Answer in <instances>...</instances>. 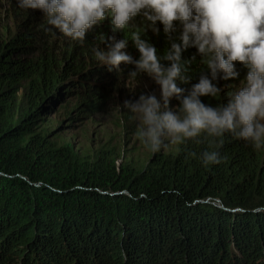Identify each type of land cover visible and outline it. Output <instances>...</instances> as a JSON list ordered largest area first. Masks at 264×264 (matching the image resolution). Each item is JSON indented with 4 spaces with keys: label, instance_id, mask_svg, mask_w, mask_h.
<instances>
[{
    "label": "trees",
    "instance_id": "obj_1",
    "mask_svg": "<svg viewBox=\"0 0 264 264\" xmlns=\"http://www.w3.org/2000/svg\"><path fill=\"white\" fill-rule=\"evenodd\" d=\"M174 24L171 41L160 22L159 34L148 29L142 38L162 55L180 43L182 25ZM133 30L113 31L106 16L81 43L46 25L41 10L0 0V264H264V149L226 133L220 163L204 166L200 154L215 143L202 134L140 165L117 162L105 148L83 156L46 127L69 100L68 120H82L149 76L131 77L135 65L124 62L109 71L91 52L127 39L123 51L138 59ZM200 61L195 47L182 50L184 95L208 74ZM233 63L239 75L214 81L221 90L203 103L226 104L241 86L247 69ZM19 92L24 107L14 117ZM168 103L179 106L175 97Z\"/></svg>",
    "mask_w": 264,
    "mask_h": 264
},
{
    "label": "clouds",
    "instance_id": "obj_2",
    "mask_svg": "<svg viewBox=\"0 0 264 264\" xmlns=\"http://www.w3.org/2000/svg\"><path fill=\"white\" fill-rule=\"evenodd\" d=\"M19 7L39 9L46 25L52 26L73 41L84 42L85 34L110 17L113 31L133 28L130 39L140 56L133 59L123 51L127 39L114 40L107 50L91 49L99 64L109 71L121 62L135 65V77L144 72L161 87V99L141 94L135 101L125 100L124 107L138 120L137 137L155 153L169 145L196 140L202 134L215 148L200 154L204 166L218 164V149L226 133L264 149V0H17ZM139 16L141 26L130 25ZM182 25L180 43L172 41L162 55L142 38L146 30L159 34L157 22L171 41L174 22ZM101 41L104 37L101 36ZM195 47L208 74H201L187 95L177 80L187 81L181 62L183 49ZM161 60L170 62L164 66ZM234 61L247 69L241 86L228 94L226 104L206 105L201 96H217L220 88L214 81L236 78ZM179 101L177 110L167 109L169 98ZM163 101V104L161 103Z\"/></svg>",
    "mask_w": 264,
    "mask_h": 264
},
{
    "label": "rangeland",
    "instance_id": "obj_3",
    "mask_svg": "<svg viewBox=\"0 0 264 264\" xmlns=\"http://www.w3.org/2000/svg\"><path fill=\"white\" fill-rule=\"evenodd\" d=\"M14 24L12 17L8 18L6 26L11 33L14 31ZM141 94H151L161 99V87L151 76L144 77L140 82L127 84L113 93L109 106L103 112L82 120H68L69 109L73 105V101L69 100L48 114L46 127L57 132V144H70L83 156L91 157L98 149L105 148L119 155L117 157L114 154L117 162L123 160V163L141 165L152 152L136 135L138 120L135 114L123 106L125 100L135 101ZM161 103L163 104L162 100ZM23 107L24 102L19 92L14 117H18ZM165 110H177L176 104L168 103ZM175 147L176 145H169L160 151L172 152Z\"/></svg>",
    "mask_w": 264,
    "mask_h": 264
}]
</instances>
